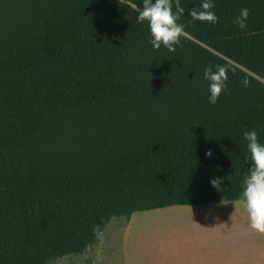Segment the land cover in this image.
I'll list each match as a JSON object with an SVG mask.
<instances>
[{"label": "trees", "instance_id": "16d2710c", "mask_svg": "<svg viewBox=\"0 0 264 264\" xmlns=\"http://www.w3.org/2000/svg\"><path fill=\"white\" fill-rule=\"evenodd\" d=\"M201 2L181 0L171 52L148 43L143 0H0V264L83 254L114 218L239 200L243 132L264 143V0H215L216 24L191 19Z\"/></svg>", "mask_w": 264, "mask_h": 264}, {"label": "crops", "instance_id": "0c3cea01", "mask_svg": "<svg viewBox=\"0 0 264 264\" xmlns=\"http://www.w3.org/2000/svg\"><path fill=\"white\" fill-rule=\"evenodd\" d=\"M138 214L169 221L155 235L142 230L139 238L128 236L126 229L119 259L112 255L113 245L103 243L109 247L103 264H264V237L244 230L250 228L249 220L238 201L137 212L129 222ZM242 231L248 233L245 239L240 238Z\"/></svg>", "mask_w": 264, "mask_h": 264}, {"label": "clouds", "instance_id": "9594fccd", "mask_svg": "<svg viewBox=\"0 0 264 264\" xmlns=\"http://www.w3.org/2000/svg\"><path fill=\"white\" fill-rule=\"evenodd\" d=\"M137 8V5L132 4ZM215 0H202L199 7H194L189 12L193 21L210 22L216 24L218 17L214 11ZM185 9L181 6V0H143V8L138 11L137 20L140 23L147 21L149 28V40L153 49L166 47L174 52L176 46L181 44V37L185 34V25L180 23ZM249 10L242 8L240 14L236 16L233 23L240 29L247 28ZM229 69L226 65L217 64L214 67L209 65L204 69V79L208 81V102L215 104L221 94L227 90V73ZM242 86L247 87V79L241 81ZM243 138L246 141L251 167L244 174L241 180L242 191L238 203L241 204L247 213L249 226L258 233H264V143L259 139L255 129L244 131ZM207 158H211L213 153L209 149L205 153ZM224 183V178H214L210 180L213 188L219 189Z\"/></svg>", "mask_w": 264, "mask_h": 264}, {"label": "rangeland", "instance_id": "374dc122", "mask_svg": "<svg viewBox=\"0 0 264 264\" xmlns=\"http://www.w3.org/2000/svg\"><path fill=\"white\" fill-rule=\"evenodd\" d=\"M129 221L130 219L127 221L124 218L112 219L109 224L104 228V230L98 235L95 244L90 247L86 252H84L83 254L70 255L61 259H57L55 261H52L50 264H103V260H107V254L109 253L106 250L109 247L100 246L103 243H107V245L108 243L112 244L114 248V252L112 253V255H115V257L119 259V244L124 238L126 229L130 230V233L128 235L130 237L139 238L140 232L142 230L146 232L148 230L153 231L152 235H155L157 234L158 230L160 231L164 228L163 222L169 220H166V218L163 217L158 218V216H143L142 214H138L137 216L133 217L131 222ZM240 224L241 223H238L236 229L239 230V227L241 226ZM244 230H249L252 233L255 232V230H253L251 227ZM245 231L240 232V238L245 239L246 236H248V233H246ZM258 235L260 238L264 237V233H258ZM115 257H113V259H115Z\"/></svg>", "mask_w": 264, "mask_h": 264}]
</instances>
